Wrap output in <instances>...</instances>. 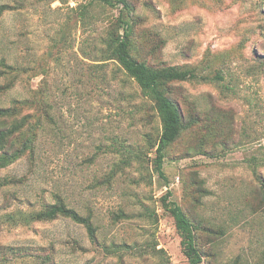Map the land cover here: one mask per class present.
Returning a JSON list of instances; mask_svg holds the SVG:
<instances>
[{
    "label": "rangeland",
    "instance_id": "1",
    "mask_svg": "<svg viewBox=\"0 0 264 264\" xmlns=\"http://www.w3.org/2000/svg\"><path fill=\"white\" fill-rule=\"evenodd\" d=\"M109 1L0 0L10 7L0 58L15 67L0 76L15 82L0 107L29 98L22 114L42 122L34 152L0 169V180L16 178L0 186V264H190L168 191L192 220L202 264H264V0H129L139 60L222 75L167 85L186 126L166 179L154 164L162 125L152 101L102 60L122 7ZM59 196L92 215L96 241L64 216L3 217Z\"/></svg>",
    "mask_w": 264,
    "mask_h": 264
},
{
    "label": "trees",
    "instance_id": "2",
    "mask_svg": "<svg viewBox=\"0 0 264 264\" xmlns=\"http://www.w3.org/2000/svg\"><path fill=\"white\" fill-rule=\"evenodd\" d=\"M122 5L118 19L117 32L111 33L106 39V45L101 49L102 60H115L131 76L141 88L142 93L148 97L157 111L162 125V132L155 147V169L162 178H167L164 171V162L168 148L181 136L184 130L185 116L179 104L167 93L168 84L177 81H207L222 79L217 73L214 76L201 75L196 68L189 66L164 65L155 67L145 60H139L134 55L138 49L133 40L135 20L132 16L133 7L129 0H117ZM109 0H101V5L109 4ZM10 8L8 5H0V17ZM15 70L13 64L5 58H0V76L7 77ZM15 87L14 81L0 84V93L7 92ZM9 107H0V169L11 165L20 159L27 151L34 152L37 142V124L31 121L32 114H22V111L31 108V100H15ZM20 104V105H19ZM15 177H5L0 180V186L15 181ZM171 192L163 197L164 206L175 219L177 230L182 238L183 252L188 257L190 264H202L203 254L196 241V234L192 220L183 208L169 200ZM124 215V213H122ZM59 216L70 218L76 223L83 224L92 241L97 240L96 227L92 215H83L77 209L69 206L63 198L44 205L42 209L19 213H5L3 217L11 221H20L31 224L35 221L53 220ZM128 248V244L119 246L116 252ZM15 249V248H11ZM123 253V252H122Z\"/></svg>",
    "mask_w": 264,
    "mask_h": 264
}]
</instances>
